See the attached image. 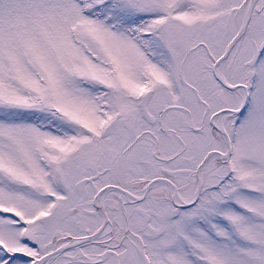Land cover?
I'll list each match as a JSON object with an SVG mask.
<instances>
[{"label": "snow or ice", "instance_id": "1", "mask_svg": "<svg viewBox=\"0 0 264 264\" xmlns=\"http://www.w3.org/2000/svg\"><path fill=\"white\" fill-rule=\"evenodd\" d=\"M0 264H264V0H0Z\"/></svg>", "mask_w": 264, "mask_h": 264}]
</instances>
